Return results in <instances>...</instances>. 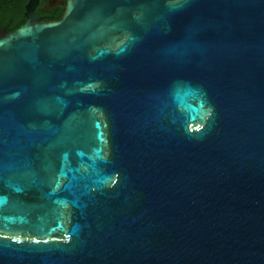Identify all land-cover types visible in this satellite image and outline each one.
<instances>
[{
	"label": "water",
	"instance_id": "95a60500",
	"mask_svg": "<svg viewBox=\"0 0 264 264\" xmlns=\"http://www.w3.org/2000/svg\"><path fill=\"white\" fill-rule=\"evenodd\" d=\"M0 31V264H264V0H67Z\"/></svg>",
	"mask_w": 264,
	"mask_h": 264
},
{
	"label": "flooded vegetation",
	"instance_id": "af4514ba",
	"mask_svg": "<svg viewBox=\"0 0 264 264\" xmlns=\"http://www.w3.org/2000/svg\"><path fill=\"white\" fill-rule=\"evenodd\" d=\"M31 0H0V31H14L28 21ZM33 11L41 21L61 19L67 0H33ZM60 17L56 18V16Z\"/></svg>",
	"mask_w": 264,
	"mask_h": 264
},
{
	"label": "trees",
	"instance_id": "16d2710c",
	"mask_svg": "<svg viewBox=\"0 0 264 264\" xmlns=\"http://www.w3.org/2000/svg\"><path fill=\"white\" fill-rule=\"evenodd\" d=\"M60 17V15L56 16V18Z\"/></svg>",
	"mask_w": 264,
	"mask_h": 264
}]
</instances>
